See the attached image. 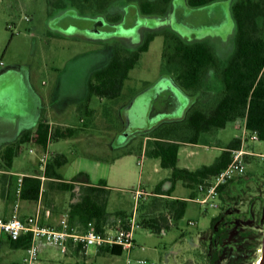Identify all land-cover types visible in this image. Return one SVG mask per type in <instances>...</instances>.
I'll list each match as a JSON object with an SVG mask.
<instances>
[{
  "label": "rangeland",
  "instance_id": "obj_1",
  "mask_svg": "<svg viewBox=\"0 0 264 264\" xmlns=\"http://www.w3.org/2000/svg\"><path fill=\"white\" fill-rule=\"evenodd\" d=\"M139 1L110 0L106 7L98 8L93 2L84 0H0V151L33 127L35 121L31 114L37 107L44 108L52 121L80 128L74 136L53 140L46 149L30 142L23 143L22 151L14 157V171L26 169L32 158L45 153L69 156L75 152L112 158L129 147L126 144L129 138L118 140L120 134L127 131L132 133L129 137H134L133 145L143 144L145 136V147H148L151 134L170 117L171 121L182 119L195 99L208 101L213 96L214 92L205 91L206 87L197 97L183 89L184 95L176 92V89L171 91L173 87L170 84H176L175 72L173 65H168L161 56L164 37L160 33L180 30L182 35H186L185 38L208 40L218 56L225 59L234 46L235 25L230 6L233 0L191 9L179 5H186V0H172L160 19L154 17L155 14L142 16L133 26L134 11L138 12ZM174 4L177 8L173 14ZM125 9L127 12L129 10L127 15ZM68 13L69 17L66 15ZM95 20L101 21L99 24L104 25L110 33H97ZM92 22L94 29L90 30ZM84 29L88 30L84 32ZM149 31H155V36L129 71L123 83V98L115 103L92 95L87 102V108L92 113L89 114L84 108L78 110L79 103H84L89 77L109 61L114 47L134 49ZM207 81H213L211 72L207 75ZM161 83L170 86V92L164 91L155 96ZM148 94L153 96L154 110L160 111L159 120H151L150 124H153L142 131L141 128L147 126L144 120L127 126L125 107L139 96V99H144ZM168 102L173 104L167 106ZM21 110L25 116L29 113L27 119L20 115ZM250 134V130L244 133L243 120L235 119L213 132L201 133L197 144L181 147V158L187 156L185 161H192L188 165L193 166L195 158L211 161L210 156L220 151L218 142L225 146L238 136L243 139L240 147L247 151L243 153L244 169L231 179L233 182L226 188L224 200L219 195L216 207L192 201L190 188L177 181L173 190L177 196L175 198L187 199L184 215L175 222L168 217L170 226L157 232L134 224L131 257L145 258L153 264H253L261 256L264 233V141L253 140ZM31 148L34 152L30 151ZM143 159L145 163L141 167L143 172L139 182L140 165L134 160L128 165V169L134 172L131 181L109 189L107 211L115 218L109 221L108 228L114 224L117 227L116 217L124 222L134 218L137 223L144 212V215L170 216L164 206L165 196L154 192L155 185L170 176V169L160 166L154 169L157 159L148 156ZM0 168L5 169L1 164ZM63 170L73 172L72 164H66ZM3 176L0 172V184L4 181ZM1 188L0 185V192ZM138 189L143 195L136 199L134 194ZM72 193L79 197L78 189ZM196 195L197 192L193 196ZM119 211L128 216L124 219L119 217L116 214ZM219 211L224 213L223 216H232V227L229 237L221 245L222 255L210 262L209 256L215 244L209 243V236L203 232L209 228L211 217ZM246 230L249 232L243 233ZM201 238L207 242H202ZM94 246L89 245L86 254L85 250L76 254L73 251L64 253L55 245L45 244L38 257L40 264H126V251L119 255H96Z\"/></svg>",
  "mask_w": 264,
  "mask_h": 264
},
{
  "label": "trees",
  "instance_id": "obj_2",
  "mask_svg": "<svg viewBox=\"0 0 264 264\" xmlns=\"http://www.w3.org/2000/svg\"><path fill=\"white\" fill-rule=\"evenodd\" d=\"M96 3L99 7L106 6L110 0H85ZM171 0H141L140 7L144 12L166 11ZM212 0H188L194 6L206 4ZM232 18L235 25L234 46L227 58L222 59L214 47L206 41H186L173 31H164V43L161 56L168 65H173L174 79L178 87L187 90L193 96L206 87L205 91L214 94L208 101L195 99L186 115L179 120L165 121L161 128L151 134L148 147H145L147 156L160 160V166L171 170L167 178L171 182L170 189L165 193L170 194L177 181H181L190 188V197L196 192L199 182L217 173L231 160L232 150L241 145L240 137H233L222 149L219 156L210 164H204L195 169L177 165L178 150L182 143H197L199 136L204 132H213L224 127L227 122L245 118V127L254 131L259 140L264 141V0H234L231 6ZM155 36L154 32L146 35L144 41L136 49L115 46L109 61L96 69L88 79L87 94L84 103H79L78 110L84 108L89 114L92 110L87 108V102L92 95L107 98L115 103L122 99V88L129 71L136 65L141 52L146 51ZM212 73L213 81H207L208 73ZM114 109H116L114 107ZM80 128L77 126L50 124L44 113L41 112L37 123L24 131L15 141L6 145L0 152L1 165L8 169L13 158L23 149V143L30 142L46 148L53 140L76 135ZM142 143L134 149L140 150ZM67 162L63 153H55L46 162L44 175L51 178L58 188L72 190L74 184L61 180L58 168ZM233 181L219 187L222 200L223 194ZM106 181L99 180L98 184H85L79 188L77 201L70 204L68 211L69 221L78 219L83 227L89 224L97 231L108 228L109 219L107 201L109 188H105ZM41 190V179L37 176L23 175L20 196L25 199L37 198ZM71 191V192H72ZM157 194L162 195L161 183L155 186ZM164 206L169 210L170 216H151L144 213L137 224L157 232L169 227L170 220H179L187 208L186 198H170L165 196ZM125 218L123 211L116 213ZM219 211L211 217L209 228L203 232L209 236V243H214L209 261L213 262L222 255V246L229 237L232 227L231 217L223 216ZM238 214V213H236ZM248 216V213H245ZM116 217V223H117ZM121 220L123 227H128V220ZM115 227V224L112 226ZM249 232L248 230L243 233ZM202 242L207 240L202 239ZM16 247L26 248L29 237L21 236L12 240ZM257 245H254V248ZM78 246L76 250H78ZM107 252L119 255L123 251L118 245H103L98 253ZM238 263V262H237ZM236 263V264H237ZM10 264H20L12 262Z\"/></svg>",
  "mask_w": 264,
  "mask_h": 264
},
{
  "label": "crops",
  "instance_id": "obj_3",
  "mask_svg": "<svg viewBox=\"0 0 264 264\" xmlns=\"http://www.w3.org/2000/svg\"><path fill=\"white\" fill-rule=\"evenodd\" d=\"M170 85L173 87V89L170 88L171 90L176 89V92H179L180 94L184 95L183 90L180 87H178L177 84L171 83ZM169 87H167V90H169ZM183 104H185V97L183 99ZM183 107L184 106H182V109ZM127 109L128 107H125V112H124V116L126 117V118L124 117L125 120L127 119V116H126L127 111H128ZM151 110L152 108L150 109L148 113L149 119H148V122H146L147 125L151 123V120H150ZM41 112L44 113L47 121L50 124L67 125L66 123H60V122L57 123L55 121L50 120L48 118V115L45 114L44 108L41 109L40 107H37V109H35V111L31 114V116L33 117L35 121L34 125L39 120ZM21 113L20 115L23 118L27 119V117L29 116V113H26V116H25V112L23 110H21ZM238 119L243 120V127L245 129V118H238ZM140 131H142V129ZM146 137L149 138V136H146ZM125 138H129L127 139L128 141H126L127 143L125 142L126 144H128L127 146L129 147L123 149L122 151H119L112 158H109V159L106 158L105 156L103 157V156H98V155H91L87 153H75V152L70 153L69 156H66L67 162L57 169L58 172L61 174V177H62L61 180L65 182H72L74 184L73 191L77 189L79 190L80 185H85V184H95L96 185L101 179H104L106 181L105 188L111 189L117 186H124L126 182H130L131 179L134 177V172L132 169H128V165H130V163L135 160L140 165L139 180H138L139 182L141 180L142 172H143V168L141 169V167L145 163L143 157L147 156L145 152V142H146L145 136L142 140L143 145L140 150L134 149L135 147H137V145L136 146L133 145L134 144L133 136L131 137L128 136ZM125 138H123L124 140L123 139H118V140L125 141ZM50 142L48 143L46 148H48ZM193 144H197V143L184 142L180 145L179 150H178V156H177L178 166L187 167L189 169H195L197 167H200L201 165L210 164L219 156V154L221 153L224 147L223 144L218 142L217 146L220 149V151L210 156L211 161H208V160L204 161L202 158H195L194 165L189 166L188 164L193 163V162L189 161V163H187V161H185L187 159L186 158L187 156H182L181 158V147L183 145H193ZM31 152H34V150ZM48 156L50 157L51 155H48ZM148 157H151V156H148ZM152 158L157 159V161L155 160L154 162V166H155L154 169H157L160 166V160L159 158H156V157H152ZM39 159L40 157H36V156L32 158L28 164V167H26V169H19L17 171H14L12 168L14 164V158H13L11 167H9L8 169L0 168V172L4 174L3 176L4 178H2L4 181H2V184H0L2 187L1 188L2 191L0 192V196L2 197V198L0 197V216L9 217L12 213V208H13L14 203L17 202L18 203V213L20 216H25L27 214L34 213L37 210V208H40L42 211V215H43V221L47 224L58 225L60 223L61 218H68V211L70 208V204L77 201L78 198L75 197V195L72 193L73 192L72 190H65V189L58 188L51 178L45 177L44 171L41 168ZM68 163L70 165L72 164L73 166V172L71 173H68L67 171L63 170L64 166ZM0 164H1V161H0ZM21 175H32V176H37L41 179V190L37 198L25 199L16 194L17 181ZM168 177H164L159 182L161 183V190L163 192L162 195L168 196L170 198H175L177 197L173 192V190L175 189V185L170 194L165 193L167 190L170 189V186H171V182L167 179ZM108 198H109V194H108ZM46 210L49 212L47 213ZM114 218L115 217H113L112 215H108L109 221H111V219H114ZM72 222L78 223L79 221L77 218H75ZM79 228L82 229L83 226L80 224ZM44 245L45 244L41 245V247L43 248ZM51 245H54V244H51ZM41 247L40 249H42ZM77 247L78 246L72 247L68 252L73 251L74 253L79 254L82 252V250H85V254H86L89 246L85 248L79 247L78 250H76ZM94 247L95 248L93 249V252L96 255L107 253V252L98 253V249L100 246H94ZM24 254H25L24 247H16L13 245L12 240L4 239L1 243V248H0V264H10L12 262H19L20 264H22V259H23Z\"/></svg>",
  "mask_w": 264,
  "mask_h": 264
},
{
  "label": "built area",
  "instance_id": "obj_4",
  "mask_svg": "<svg viewBox=\"0 0 264 264\" xmlns=\"http://www.w3.org/2000/svg\"><path fill=\"white\" fill-rule=\"evenodd\" d=\"M245 127L244 133H247ZM247 136V134L245 135ZM249 137L253 140L258 139L256 132L251 131ZM241 142L243 139L241 138ZM30 151H33L30 149ZM247 152L243 147L235 148L231 153L230 162L221 168L217 173L209 178L199 182L196 186L197 195L190 197L192 201L216 207L219 200V187L229 180L233 179L236 174L241 173L244 169L243 153ZM47 153L40 156V165L44 171L47 162ZM21 175L18 179L16 194L20 196ZM143 192L139 189L135 191L134 196H142ZM48 213L49 211L46 210ZM117 227L107 228L100 232L97 231L92 224L79 228L80 223L69 221L68 218H61L58 225H50L43 221V215L40 208L34 213L20 216L18 213V203L15 202L12 213L9 217L0 216V248L4 239L17 240L21 236L29 237V245L25 248V255L22 264H40L39 250L43 244H54L64 253L68 252L72 247L89 245H118L122 251H126L128 256L126 264H153L145 258H133L130 252L134 247V238L132 228L137 224L134 218L128 220V227H123L121 220L117 219ZM192 223V221H189Z\"/></svg>",
  "mask_w": 264,
  "mask_h": 264
},
{
  "label": "flooded vegetation",
  "instance_id": "obj_5",
  "mask_svg": "<svg viewBox=\"0 0 264 264\" xmlns=\"http://www.w3.org/2000/svg\"><path fill=\"white\" fill-rule=\"evenodd\" d=\"M85 1V0H84ZM141 1V0H140ZM140 1H139V4H138V14L134 11V13H135V15H134V19H133V22H134V24H133V26H136L137 25V23L140 21V17H142V16H148V15H150V14H155L156 16H154V17H158L159 19H160V17H161V15H163L164 13H166L167 12V10H168V6H170V4L172 3V0L168 3V5H167V8H166V11L165 12H163V13H161V11H159V12H144V11H142V9H141V7H140ZM220 1H222V0H212V1H210V2H208V3H206V4H203V5H208L209 3L211 4V3H217V2H220ZM88 2V1H87ZM173 2H174V0H173ZM234 2V0L232 1V3ZM186 5L184 4H182V3H180L179 5L180 6H182V8H189V9H191V8H193V7H198V6H194V5H191V4H189L188 3V0H186ZM232 3H231V5L230 6H232ZM94 5L96 4V3H93ZM177 5H178V2H177ZM96 6L99 8V6L96 4ZM107 6V5H106ZM106 6H104V7H106ZM199 6H202V5H199ZM176 5L174 4V6L172 5V8H173V14H174V12H175V10H176ZM100 8H103V6H101ZM126 9H129V7H127L126 6ZM125 9V10H126ZM127 13H129V10H128V12H127V10H126V15H127ZM232 13V12H231ZM69 14L70 13H68V14H66L68 17H69ZM172 14V15H173ZM65 15V14H64ZM62 16V15H61ZM65 17V16H64ZM126 17V16H125ZM138 21V22H137ZM101 21H99V20H95V22H94V24H98L97 25V27L95 28V30H96V32L97 33H100V34H107V33H110V32H108V31H106L105 29V26L104 25H101V24H99ZM122 23V22H121ZM94 24H93V22L91 23V25H90V30L91 29H94L93 28V26H94ZM70 25H73V24H70ZM74 26V25H73ZM122 26V25H121ZM120 27V26H119ZM88 30V29H87ZM87 30H85L84 29V32L85 31H87ZM132 31V30H131ZM161 31V30H160ZM133 32V31H132ZM150 32H155V31H149V32H147L146 34H145V36H144V38H143V40H142V42L144 41V39H145V37H146V35L148 34V33H150ZM174 32V31H173ZM175 33H177L181 38H183L184 40H186V41H190V42H193V41H198V40H201V39H194V38H192V39H188V38H185L186 37V35H182L181 34V32H180V30L178 31V32H176L175 31ZM160 35H161V33H160ZM189 35H191V33L189 34ZM202 41H206V42H208L209 44H211L212 46H213V44L212 43H210L208 40H202ZM141 42V43H142ZM140 43V44H141ZM139 44V45H140ZM138 45V46H139ZM137 46V47H138ZM136 47V48H137ZM214 47V46H213ZM136 48H134V49H136ZM158 91H156V95L155 96H157V94L159 95V93H162V92H164V88H162L161 86L159 87L158 86ZM167 93H169L170 92V90L168 91V90H165ZM172 91V90H171ZM171 101H172V99H171ZM172 102H168L167 103V106H170V104H171ZM173 104V103H172ZM160 113V111H155L154 110V104H153V106H152V110H151V113H150V120H152L153 122L154 121H157V120H159V119H157V118H159V116H158V114ZM154 119V120H153Z\"/></svg>",
  "mask_w": 264,
  "mask_h": 264
},
{
  "label": "water",
  "instance_id": "obj_6",
  "mask_svg": "<svg viewBox=\"0 0 264 264\" xmlns=\"http://www.w3.org/2000/svg\"><path fill=\"white\" fill-rule=\"evenodd\" d=\"M161 86H163L164 89L167 90V87H168L167 84L161 83ZM139 97L136 98L130 104V106H128V109H127L128 111H127V114H126V116H127V119H126L127 126L132 124V123H136V122L138 123L139 121H143V120L145 122H148V119H149L148 118V113H149V111H150V109L152 107V104H153V96L148 94V96H146L144 99L143 98L139 99ZM150 125H152V124H150ZM147 127H149V125H147L144 128H141V129L143 130V129H146ZM130 134H132L131 131L122 132V134H120L119 137H120V139H123V138L129 136ZM261 246H262V253H261V261H260L259 264H264V233H263V236H262Z\"/></svg>",
  "mask_w": 264,
  "mask_h": 264
},
{
  "label": "bare ground",
  "instance_id": "obj_7",
  "mask_svg": "<svg viewBox=\"0 0 264 264\" xmlns=\"http://www.w3.org/2000/svg\"><path fill=\"white\" fill-rule=\"evenodd\" d=\"M261 253H262V246H261ZM260 261H261V256H259V257L257 258V260H255V262H254L253 264H259Z\"/></svg>",
  "mask_w": 264,
  "mask_h": 264
}]
</instances>
